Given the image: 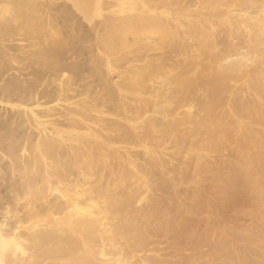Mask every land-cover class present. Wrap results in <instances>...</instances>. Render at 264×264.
Here are the masks:
<instances>
[{"label":"bare ground","instance_id":"obj_1","mask_svg":"<svg viewBox=\"0 0 264 264\" xmlns=\"http://www.w3.org/2000/svg\"><path fill=\"white\" fill-rule=\"evenodd\" d=\"M41 1L0 0L4 264H264V0ZM59 10L105 25L77 98L24 63L73 74Z\"/></svg>","mask_w":264,"mask_h":264},{"label":"rangeland","instance_id":"obj_2","mask_svg":"<svg viewBox=\"0 0 264 264\" xmlns=\"http://www.w3.org/2000/svg\"><path fill=\"white\" fill-rule=\"evenodd\" d=\"M40 1V0H39ZM43 1V0H42ZM41 1V2H42ZM49 0H45V1H43V2H48ZM50 1H52V0H50ZM49 1V2H50ZM54 2H56V1H60L61 2V4L60 5H62V0H53ZM52 1V2H53ZM42 2V3H43ZM48 2V3H49ZM59 2V3H60ZM56 3H58V2H56ZM61 8H62V6H61ZM112 10L113 9H106V11L105 12H103V14L104 15H110L111 16V12H112ZM60 11V12H59ZM59 11H57V12H59L60 14H58V16H57V21H58V23L60 24V26H61V32H64V35H67L66 37L63 35V33H61V36L63 37H65V39H67L68 41H69V44H70V48H72V50H70V52H69V59H71V60H69V59H67V62H68V60L70 61L69 63H70V65L71 66H74V69H72V73L73 74H71V73H69V72H71L70 70H64V71H61V72H63V73H61L60 72V74L57 72L56 74L55 73H53V71L50 73V72H47L46 71V68H43L44 66H39V64L37 63V61H36V59L34 58L33 60L32 59H30V60H25L26 62H24V63H28V65L31 67H28V72L30 71V72H32V71H34L33 69H36L37 70V72H39V73H41V83H43L44 82V84H41L42 85V87L44 86V88L45 87H49V85H50V82L51 81H54L55 79H57L56 80V82L57 81H61L60 83L59 82H57V83H59V84H62V82H66L68 79H70L69 78V76L71 77L72 75V80H73V78H75L74 76H77V82L76 83H74L75 84V86H74V88L75 87H77V88H73V86H72V88L74 89H72L71 87V91L73 90V92H71L70 90H69V93L71 94V95H74L76 98L77 97H79V95L80 94H82V92H83V90H84V88H85V86H82L85 82V84L84 85H87L88 83H91V84H94V85H97L98 84V77H93L94 75H95V73L93 74L92 72H88L92 67L91 66H94L98 61H102L103 62V56H104V58H105V60L104 61H107V56H105V53L104 52H102L103 53V56L101 57V55L100 54H102V53H99V51H103V50H100L101 48H99L100 46L98 45V39H97V37H96V35H98V33L97 32H99L100 33V31H101V33L103 34V31L105 32V30H103V29H105L104 27H105V25H104V27H103V29H101L102 27L100 26V25H102L103 26V23H98L99 22V20H96L95 22L98 24V26L96 27V25H91L90 27L88 26V23H85V22H83V20L80 18V19H78V17H80V16H76V15H71L70 13H68V14H65V13H63V12H61V10H59ZM60 15V16H59ZM65 15H70V16H72V18L71 17H69V16H67V17H65ZM62 16V17H61ZM69 17V18H68ZM109 17V16H108ZM61 18V19H60ZM75 18V19H74ZM71 19V20H70ZM74 19V20H73ZM82 22V23H80V21ZM98 21V22H97ZM62 23V24H61ZM83 26V28H82V26L80 25V24ZM78 24H79V26H78ZM84 24V25H83ZM69 25V26H68ZM74 25V26H73ZM63 27V28H62ZM65 27V28H64ZM93 27V28H92ZM95 27H96V29H95ZM78 28V29H77ZM92 28V29H91ZM100 30H99V29ZM99 30V31H98ZM88 31V32H87ZM86 32V33H85ZM84 33H85V35H84ZM88 33V34H87ZM94 33H95V35H94ZM101 35V34H100ZM99 35V36H100ZM80 36V37H79ZM70 37V38H69ZM75 37V38H74ZM86 37V38H85ZM90 37H93V38H90ZM89 38V39H88ZM73 39V40H72ZM93 39V40H92ZM129 39L131 40V36H129ZM71 41L73 42V47L71 46ZM86 41H88V42H85ZM95 42H97V43H95ZM77 43V44H76ZM87 45H88V47H87ZM91 45V47H89ZM98 48H97V47ZM75 48L77 49L75 52H74V50H75ZM84 49V50H83ZM93 49V50H92ZM94 49L96 50L95 52H94ZM88 52V55H87V52ZM98 51V52H97ZM85 52V53H84ZM92 52V53H91ZM93 52H94V54H93ZM76 53V54H75ZM83 53V54H82ZM96 53L97 54H99L100 55V57L101 58H98L99 56H97L96 55ZM82 55V56H81ZM84 55V56H83ZM86 55V56H85ZM91 55V56H90ZM93 55L95 56V57H93ZM151 55V56H150ZM161 52H151L150 54H149V57H150V59H152V60H155L156 62H158L160 59H161ZM186 55H187V53H175L174 54V63L176 64V63H180L182 60H184V58L186 57ZM92 57L93 58H96V59H93L94 61L93 62H91V59H92ZM115 58V57H114ZM117 58H118V56H117ZM86 59V60H85ZM113 59V58H112ZM96 60H98V61H96ZM117 60V62H113V63H117V64H119V65H117V64H113L115 67H113V71H111L112 72V76L111 77H109V73H111L106 67H104L103 66V70H102V75L103 76H105V77H107V78H110V79H112V80H114V81H118L119 79H120V75H122V70L123 71H125L123 68H125V67H129V64L130 63H132V62H127V60L125 59V61L124 60H121L120 61V59L118 60V59H116L115 58V60L114 61H116ZM74 61H76V62H74ZM122 61L124 62V64H121L122 63ZM129 61V60H128ZM88 62V63H87ZM110 62H111V60H110ZM121 62V63H120ZM127 62V63H126ZM76 63L79 65H77V67H76ZM91 63L92 64H94V65H91ZM125 63L126 64H128L127 66L125 65ZM12 65V66H11ZM81 65V66H80ZM35 66V67H34ZM117 66H119V67H123L122 69L121 68H119V67H117ZM22 67V65H20V63H19V61L18 60H16L15 62H13V63H11L10 65H9V69H7V71H5V73L3 74V76H1L0 77V82H1V85H2V82L5 80H7V78H9V76H10V74L12 75V74H18L19 73V68H21ZM78 67L80 68V71H79V69H78ZM14 68V69H13ZM30 68V69H29ZM33 68V69H32ZM77 68V69H76ZM85 68V70H83ZM105 68V69H104ZM127 68H125L126 70H127ZM172 68H174V67H172L171 65H167V66H165V68H164V70L166 71L167 70V72L168 71H171V70H173ZM41 69H43V71L41 70ZM108 71H107V70ZM115 69V70H114ZM117 69H121V70H118V71H120V72H117ZM35 70V71H36ZM45 70V71H44ZM47 70H48V68H47ZM50 70V69H49ZM82 70V71H81ZM10 71V72H9ZM27 71V70H26ZM26 71H22L23 73H28V72H26ZM91 71H93V70H91ZM47 72V73H46ZM109 72V73H108ZM115 73V74H114ZM124 73V72H123ZM7 74H9V76L7 75ZM75 74V75H74ZM120 74V75H119ZM55 75V76H54ZM62 75V76H61ZM89 75V76H88ZM31 76V77H30ZM30 76H28V78H34L35 76L34 75H30ZM45 76V77H44ZM68 76V77H67ZM119 76V77H118ZM53 78H55V79H53ZM61 78V79H60ZM64 78V80L62 81V79ZM97 78V79H96ZM52 79V80H51ZM60 79V80H59ZM3 80V81H2ZM75 80V79H74ZM73 80V81H74ZM98 80V81H97ZM89 81V82H88ZM78 83V86L76 85ZM54 85H57L56 83H55V81H54ZM78 87H80V88H78ZM79 89H81V90H79ZM39 90L40 91H42V90H44L43 88L41 89V87L39 86ZM77 95V96H76ZM75 98V99H76ZM79 99V98H78ZM77 100V99H76ZM44 101H48L47 99H44ZM61 104L62 102L61 101H58V100H56V101H54V102H50V103H48L47 104V106H53V105H56V104ZM4 105V106H3ZM11 105H20L19 103H16V102H7L6 100H3V98L1 97V95H0V108H2V107H7V106H11ZM22 106H25V105H22ZM26 107H28V108H31V107H33L32 105L31 106H26ZM145 109L147 110V111H150V109H151V105L149 104V105H146V107H145ZM243 199H244V197L242 196V195H240ZM240 196H239V198L237 199V201H235V203L236 204H238L239 203V205H242L243 203H244V200L242 199L241 200V198H240ZM240 199V200H239ZM9 207V197H8V192L6 191V189L4 188V187H0V212L1 213H3V212H6V210H7V208ZM250 218V217H249ZM249 218H247V217H242V219H243V221H245V219H246V224H250L251 222H252V219H249ZM239 219H241V217L240 218H238L237 220L238 221H240V222H242L241 220H239ZM244 222V223H245Z\"/></svg>","mask_w":264,"mask_h":264},{"label":"snow or ice","instance_id":"obj_3","mask_svg":"<svg viewBox=\"0 0 264 264\" xmlns=\"http://www.w3.org/2000/svg\"><path fill=\"white\" fill-rule=\"evenodd\" d=\"M3 227H4V225L3 224H0V240L3 239V236H2ZM0 264H3L2 255H0Z\"/></svg>","mask_w":264,"mask_h":264},{"label":"clouds","instance_id":"obj_4","mask_svg":"<svg viewBox=\"0 0 264 264\" xmlns=\"http://www.w3.org/2000/svg\"><path fill=\"white\" fill-rule=\"evenodd\" d=\"M17 251L24 253V255H27V253L24 252L23 248L19 247V245H17ZM3 264H4V260H3Z\"/></svg>","mask_w":264,"mask_h":264}]
</instances>
